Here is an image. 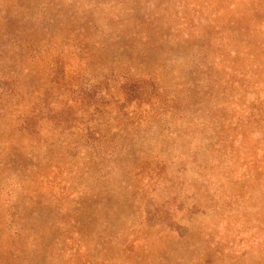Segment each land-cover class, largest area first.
Masks as SVG:
<instances>
[{
    "label": "rangeland",
    "instance_id": "obj_1",
    "mask_svg": "<svg viewBox=\"0 0 264 264\" xmlns=\"http://www.w3.org/2000/svg\"><path fill=\"white\" fill-rule=\"evenodd\" d=\"M0 264H264V0H0Z\"/></svg>",
    "mask_w": 264,
    "mask_h": 264
}]
</instances>
